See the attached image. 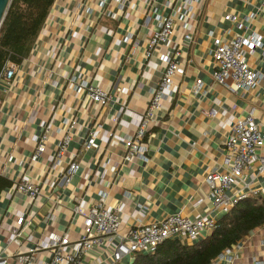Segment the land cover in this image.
<instances>
[{"label":"crops","instance_id":"crops-1","mask_svg":"<svg viewBox=\"0 0 264 264\" xmlns=\"http://www.w3.org/2000/svg\"><path fill=\"white\" fill-rule=\"evenodd\" d=\"M175 12L171 33L150 47L158 18ZM237 36L258 41L243 47L245 62L264 75V0H54L25 55L9 61L13 78H0V178L10 183L0 190V263L20 264L49 232L74 242L99 192L116 209L120 235L174 214L218 221L223 215L214 211L205 174L222 171L224 142L237 120L251 115L264 129V79L244 93L212 77L214 40ZM164 57L182 72L154 108ZM196 80L202 85L194 94ZM82 81L107 91L106 105L77 91ZM146 118L145 159L126 161L125 141ZM43 137L44 151L33 159ZM258 152L264 157V147ZM72 162L77 169L68 178ZM259 167L247 171V194L264 190ZM18 181L35 183L39 194L16 191ZM260 239L264 229L244 239L246 257L264 254ZM107 248L102 239L79 264L109 261ZM49 255L37 251L35 264Z\"/></svg>","mask_w":264,"mask_h":264},{"label":"built area","instance_id":"built-area-1","mask_svg":"<svg viewBox=\"0 0 264 264\" xmlns=\"http://www.w3.org/2000/svg\"><path fill=\"white\" fill-rule=\"evenodd\" d=\"M190 1H186V8L189 9ZM178 13H170L167 17L158 18V31H156L149 41V46H154L158 41L166 39L173 28L174 19ZM225 20H234L231 15L225 16ZM215 50L212 58L215 69L212 74L213 80L231 91L241 89L244 93L252 90L263 79L264 75L250 69L245 62L244 46L255 48L259 43L254 38L245 39L235 37L228 43H222L219 39L214 40ZM166 64L164 76L158 91L154 92L151 106L156 107L158 100L162 96V90L168 89L172 83V78L182 72L176 62L164 57ZM14 75V66L7 61L1 71L0 78L10 81ZM201 81L196 80L192 92L197 94L201 89ZM77 91H85L86 96L96 105H106L110 100L109 93L100 87H93L87 82L76 83ZM210 111V115H214ZM147 118L143 119L135 135L125 141L126 154L124 159L131 161L135 158L145 159L147 145L143 141L146 134ZM260 124L255 123L251 115L237 120L232 128L231 135L225 140L224 166L221 172L211 169L205 174V183L209 189V197L212 200L214 211L221 215L228 214L231 209L241 199L248 195H264V190L251 191L249 183L246 181L247 171L254 169L253 164H260L259 172H264V157L259 154V150L264 147V129H260ZM264 127V124L262 125ZM44 137L37 145L33 159L44 151ZM65 137L60 146L62 153L63 146L67 143ZM87 147L93 145L92 139L86 144ZM77 169L75 162L70 163L65 176L70 177ZM235 186L240 187L239 189ZM16 191L28 195L34 199L39 194V188L33 182L18 181L15 185ZM98 201L88 209L84 215L83 230L81 236L74 242H70L65 235L49 232L46 240L37 243L33 248L22 253L18 261L20 264H35L34 254L40 250L49 252V260L41 264H79L80 259L93 246L99 245L102 239L108 243L110 260L100 264H123L124 260H133L137 253L150 254L155 252L157 247L166 240L178 239L187 244H194L205 235L216 228L217 220L211 217H201L194 221L179 214L169 215L164 219L148 224H139L133 227L128 233L120 235L119 216L116 209L108 208L104 205L105 194L98 193ZM23 217L17 219V224L21 225ZM264 229V226H263ZM71 243H73L71 245ZM71 246H74L73 248ZM259 247L264 252V239L259 240ZM245 240L237 243L231 248L223 250L210 264H264L263 255L245 256ZM0 264H4L1 262Z\"/></svg>","mask_w":264,"mask_h":264},{"label":"trees","instance_id":"trees-1","mask_svg":"<svg viewBox=\"0 0 264 264\" xmlns=\"http://www.w3.org/2000/svg\"><path fill=\"white\" fill-rule=\"evenodd\" d=\"M54 0H10L0 25V71L7 61L18 62L41 30ZM10 183L0 178V190ZM264 226V196L249 195L223 215L216 228L192 245L166 240L150 254L137 253L123 264H210Z\"/></svg>","mask_w":264,"mask_h":264},{"label":"water","instance_id":"water-1","mask_svg":"<svg viewBox=\"0 0 264 264\" xmlns=\"http://www.w3.org/2000/svg\"><path fill=\"white\" fill-rule=\"evenodd\" d=\"M10 0H0V25L4 19Z\"/></svg>","mask_w":264,"mask_h":264}]
</instances>
